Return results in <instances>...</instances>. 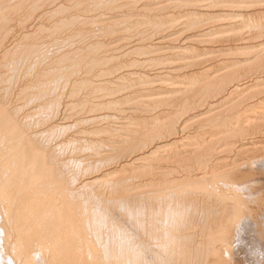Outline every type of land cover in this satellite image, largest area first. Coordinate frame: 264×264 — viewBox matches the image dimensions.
<instances>
[{
    "label": "bare ground",
    "instance_id": "obj_1",
    "mask_svg": "<svg viewBox=\"0 0 264 264\" xmlns=\"http://www.w3.org/2000/svg\"><path fill=\"white\" fill-rule=\"evenodd\" d=\"M264 260V0H0V264Z\"/></svg>",
    "mask_w": 264,
    "mask_h": 264
},
{
    "label": "snow or ice",
    "instance_id": "obj_2",
    "mask_svg": "<svg viewBox=\"0 0 264 264\" xmlns=\"http://www.w3.org/2000/svg\"><path fill=\"white\" fill-rule=\"evenodd\" d=\"M145 264H163V262L159 260H150V261H145ZM260 264H264V260H262Z\"/></svg>",
    "mask_w": 264,
    "mask_h": 264
}]
</instances>
